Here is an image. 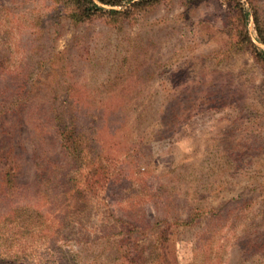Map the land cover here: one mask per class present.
I'll use <instances>...</instances> for the list:
<instances>
[{
  "label": "rangeland",
  "instance_id": "374dc122",
  "mask_svg": "<svg viewBox=\"0 0 264 264\" xmlns=\"http://www.w3.org/2000/svg\"><path fill=\"white\" fill-rule=\"evenodd\" d=\"M251 1L264 21V0ZM227 15L223 0H166L134 19L76 22L53 0H0V142L20 162L17 202L41 205L53 226L77 214L58 249L114 226L132 229L146 254L168 225L164 252L176 264H264V73L247 51H227ZM72 100L101 155L89 162L83 151L65 168L102 178L81 201L61 199L57 184L51 202L31 184L49 168L60 176L51 116ZM31 247L21 264L60 256L41 237Z\"/></svg>",
  "mask_w": 264,
  "mask_h": 264
},
{
  "label": "trees",
  "instance_id": "16d2710c",
  "mask_svg": "<svg viewBox=\"0 0 264 264\" xmlns=\"http://www.w3.org/2000/svg\"><path fill=\"white\" fill-rule=\"evenodd\" d=\"M67 9V15L72 21L80 22L95 16H104L115 22L134 19L136 14L150 11L153 7L166 0H53ZM184 4L191 0H181ZM228 6V15L225 18L223 28L227 32V51H247L253 60L260 66L264 73V48L257 46L252 39L264 46V21L260 18L259 10L251 0H223ZM108 6V7H105ZM118 7V8H115ZM251 17L252 32H248V23ZM72 100L69 104H64L60 111L53 113V130L58 139V146L63 152V168L57 180L51 176V170L46 173H38V179L32 182V189L35 193L46 197L49 201H55L57 184L62 186L61 199L75 198L84 200L89 191H93L99 186V171L90 169L85 174L81 171L71 172L65 168L72 167V160L83 157V151L90 153L89 162L98 159L101 152L98 142L94 138V133L90 126H82L78 123L77 113L71 111ZM17 103H9L8 108H12ZM69 105L70 108L67 109ZM6 109V110H7ZM1 111V110H0ZM1 139V136H0ZM98 162V161H97ZM76 173L77 176L74 175ZM103 174V172H102ZM21 166L12 145H5L0 142V260L8 263L21 264L30 261V253L34 252L31 244L33 240L41 237L45 240L46 251L59 253L60 256L54 263L56 264H94L98 254L107 253L108 263L112 260L115 264H138L145 256L156 264H176L175 260L167 256L164 252L168 239V225L161 226L154 232V241L148 253L144 254V247L136 244V238L131 240L133 231L130 228L115 231L114 226L111 231L100 230L92 238L83 236L77 237L76 242L80 244L75 249L62 250L56 245L57 240L62 239L63 229L71 230V225L76 217L72 211L67 210L61 216L59 222L53 226L48 222V216L43 213L40 206L22 204L15 200L20 189ZM102 178V177H101ZM58 185V186H59ZM47 192V193H46ZM15 195V196H14ZM51 199V200H50ZM198 209V208H197ZM196 211V210H194ZM191 210L187 213L186 220H182V225L188 226L195 216L190 217ZM190 217V218H189ZM73 228V226H72ZM137 230V229H135ZM141 231V230H139ZM118 236V237H117ZM1 240L5 242H1ZM44 245V244H43ZM87 245L93 246L97 253L86 254ZM163 252H162V250ZM94 250V251H95ZM92 255V256H90ZM24 259V260H23ZM120 261V262H119ZM51 263V264H54ZM103 263V262H101ZM100 263V264H101ZM104 263V264H105Z\"/></svg>",
  "mask_w": 264,
  "mask_h": 264
}]
</instances>
